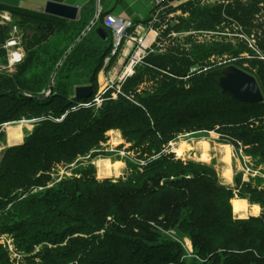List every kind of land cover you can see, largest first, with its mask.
Returning a JSON list of instances; mask_svg holds the SVG:
<instances>
[{"label": "trees", "instance_id": "1", "mask_svg": "<svg viewBox=\"0 0 264 264\" xmlns=\"http://www.w3.org/2000/svg\"><path fill=\"white\" fill-rule=\"evenodd\" d=\"M3 10L27 31L25 54L9 74L2 65L8 29L0 25V143L6 125L28 120L34 129L1 152L0 264H187L170 232L191 241L193 264H264L247 261V248L261 252L251 243L221 242L234 225L264 229V212L235 219L234 188L212 166L169 151L181 134L212 131L264 163V101H235L218 84L233 65L256 78L264 97V0H187L144 22L155 41L97 103L96 74L112 57L109 30L107 41L99 25L77 41L89 26L82 13L66 25L45 13ZM72 85L92 93L76 97ZM111 130L124 140L118 149L128 145L125 175L99 179L93 161L106 154ZM59 170L70 173L55 177ZM235 188L264 208V187L235 178ZM218 250L228 261L217 259Z\"/></svg>", "mask_w": 264, "mask_h": 264}, {"label": "rangeland", "instance_id": "2", "mask_svg": "<svg viewBox=\"0 0 264 264\" xmlns=\"http://www.w3.org/2000/svg\"><path fill=\"white\" fill-rule=\"evenodd\" d=\"M207 1L208 4L214 3V0ZM15 22L16 21L11 18L10 15H0V25H4L8 29L6 37L9 55L11 53V50H13L14 48L12 44H9V42H11L13 38L17 39L21 37L22 33L24 31H27L23 30L22 27L20 25H17ZM180 35L182 37H186L187 33L184 32ZM133 47L134 46H131L132 49L130 53H126V55H124L123 53H118L110 57L109 59L105 58L103 66L98 70L96 74L98 91L95 95L97 97L99 95H101V97H104L108 90L112 89L111 87L113 85L115 86L118 82L127 77L129 75L127 69L131 68L133 70L135 64H133V66H130V61L133 60L132 58L134 56V53L132 52L134 50ZM2 65H4L5 67L7 65L9 66V64H6V62ZM6 69L8 68L6 67ZM10 70L12 71V69H8V72H10ZM99 81L101 84L99 83ZM69 90L71 92H74L75 87L72 85L71 88L68 89V91ZM101 97H98V99L95 100V103L102 100ZM30 122L33 123L32 121H28V123ZM111 131L119 132L118 130ZM111 131L108 132L109 138V133ZM119 135L121 136L120 132ZM107 142L103 145V153L106 154L97 157L98 159L96 158L93 161V164L95 162L94 167L96 170V175L99 179H118V177L125 175V166L121 167V165L115 163V160L124 161L123 157L125 154H121V151H124V149L128 145H126L125 148L118 149L117 147L120 144L124 143L123 139L122 142L118 145H114L113 142L107 144ZM16 145L19 144H10L11 147ZM169 151L173 152L177 158L212 166L217 172L220 183L224 186L234 188L233 193L235 195L230 199V207L232 215L235 219L247 220L251 216L257 217L264 212V208L262 207L263 201H261L260 203L255 202V200L250 195L242 197L238 196L237 189L235 188V178H240L241 181L251 183L254 187L256 186L259 189L264 187V163L260 162L261 159L259 157H251L244 154L240 150H236L231 145L222 142L219 139V136L212 131L181 134L176 141L170 144ZM68 173H70V171L59 170L54 173V176L61 177V175L63 174L67 176ZM205 227L208 229L211 228V226L209 225H206ZM170 234L174 239L178 240L182 244L184 257H186L187 259V264H193L192 258L195 257V255L192 254L191 241L186 237L182 238L177 232H170ZM229 241L234 242L235 246L239 249L243 244L246 243V245H248L251 243L256 247L258 251L261 252H259L258 254L254 251V248H247V250H250L247 253V261H264V229H262L261 227L250 222H247L244 225H234L228 234H224L221 237L222 243H227ZM221 242H219V244ZM247 250L243 252H247ZM214 254H217L215 255L217 259H220L221 261H228V257H226V255H224L222 251L218 250L214 252ZM236 262L241 263L243 262V259H236Z\"/></svg>", "mask_w": 264, "mask_h": 264}, {"label": "crops", "instance_id": "3", "mask_svg": "<svg viewBox=\"0 0 264 264\" xmlns=\"http://www.w3.org/2000/svg\"><path fill=\"white\" fill-rule=\"evenodd\" d=\"M185 1L187 0H0V7L7 10L23 9L33 13H45L44 12L45 6L48 2L63 3L66 5L76 6L78 8L77 18L75 20L63 19L57 16L48 15L46 13L45 14L53 18H56V20L60 19L62 21H65L66 25L67 23L71 25L76 23V21L78 20L79 16H81L82 13L84 15L83 20L86 22L89 21V25L92 23L93 19L96 18L92 27L99 25L106 30L108 29L104 25V17L107 14L123 16L132 19L134 21L135 37L142 38L143 49L146 51V49L155 41L157 34L152 28L148 27L144 22L148 20H151V22H153V20L164 14L166 11H168V9ZM3 14L10 15L8 12H5L4 10L3 12H0V15L3 16ZM98 14L102 15L100 21L97 16ZM68 34H71V29H69ZM19 38L17 39L13 38L12 41L9 42V44H12L14 47L13 50H11L10 53L11 56L9 55L10 56L9 59L17 58V57L20 58V60L19 61L17 60L14 64H18L19 62H21L25 54L23 48H21L20 46L21 39ZM64 39L65 41L68 40V38L66 37V33ZM64 43L66 44V42H63V44ZM6 46L8 47V45ZM131 46H132V42H130L129 46H123L122 47L123 49L118 50L116 54L123 53L124 55H126V53H130L132 49ZM70 48L71 47L68 48L67 52L69 51ZM111 49H112V42H111ZM67 52L65 53V55L67 54ZM65 55L60 59V61L64 59ZM111 55L113 56L112 50H111ZM60 61L58 62L59 65L62 62ZM130 62L132 63V61ZM14 67L16 68V66ZM26 123H28V121H20L5 126L3 130L4 138L1 141V145H0V153L3 151V149L7 147H11L10 144L13 145L16 143L21 144L25 140V138L31 134V132L34 129V124L31 122L28 124ZM109 136L110 138L107 144L113 142L114 145H118L122 142V137L119 135V132L111 131L109 133ZM115 163L121 165V167L125 166L123 160H115Z\"/></svg>", "mask_w": 264, "mask_h": 264}, {"label": "water", "instance_id": "4", "mask_svg": "<svg viewBox=\"0 0 264 264\" xmlns=\"http://www.w3.org/2000/svg\"><path fill=\"white\" fill-rule=\"evenodd\" d=\"M44 12L48 15L57 16L63 19L75 20L77 18L78 8L76 6L66 5L63 3L48 2L45 6ZM95 20L96 18L93 19L92 23L83 31L81 36H83L93 26ZM47 28L49 29V31H52L53 25L47 24ZM96 33L104 41L108 40V32L106 29L97 27ZM81 36L79 37V39L81 38ZM71 48L69 49V51L71 50ZM58 67L59 64L57 65V68ZM55 73L56 71H54L50 78L49 91L46 95H49L52 92ZM218 84L220 91L223 94L228 95L235 101L250 104L262 103L264 101L263 94L256 78L248 72L233 65L227 66L222 70ZM74 92L76 97L87 98L92 93V87L79 86L75 88Z\"/></svg>", "mask_w": 264, "mask_h": 264}, {"label": "built area", "instance_id": "5", "mask_svg": "<svg viewBox=\"0 0 264 264\" xmlns=\"http://www.w3.org/2000/svg\"><path fill=\"white\" fill-rule=\"evenodd\" d=\"M104 25L109 30L111 35L112 54L115 55L118 50L123 49V46H129L130 42H132V46H134V56L130 66L138 63L145 54V50L143 49L142 38L135 37L134 21L123 16L107 14L104 17ZM127 71L129 75L132 73L131 68L127 69ZM121 154H125L123 150L121 151Z\"/></svg>", "mask_w": 264, "mask_h": 264}, {"label": "flooded vegetation", "instance_id": "6", "mask_svg": "<svg viewBox=\"0 0 264 264\" xmlns=\"http://www.w3.org/2000/svg\"><path fill=\"white\" fill-rule=\"evenodd\" d=\"M19 61L20 60V58H12V59H8V64H9V66L7 65L6 67L8 68V69H12V71L10 70V72H8V69H6V67L3 69V72H6V73H11V72H13L14 70H15V67L14 66H16V65H14V63L16 62V61Z\"/></svg>", "mask_w": 264, "mask_h": 264}]
</instances>
